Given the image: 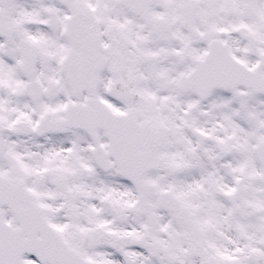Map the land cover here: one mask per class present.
Masks as SVG:
<instances>
[{
  "label": "snow or ice",
  "instance_id": "snow-or-ice-1",
  "mask_svg": "<svg viewBox=\"0 0 264 264\" xmlns=\"http://www.w3.org/2000/svg\"><path fill=\"white\" fill-rule=\"evenodd\" d=\"M0 264H264V0H0Z\"/></svg>",
  "mask_w": 264,
  "mask_h": 264
}]
</instances>
